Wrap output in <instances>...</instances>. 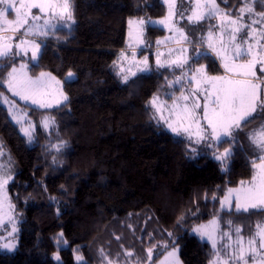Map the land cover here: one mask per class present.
Segmentation results:
<instances>
[{"label":"trees","instance_id":"trees-1","mask_svg":"<svg viewBox=\"0 0 264 264\" xmlns=\"http://www.w3.org/2000/svg\"><path fill=\"white\" fill-rule=\"evenodd\" d=\"M69 1L74 23L51 31L36 61L0 58V92L8 94L9 70L25 60L30 74L47 71L58 78L67 97L46 108L14 98L34 118L32 143L0 103V161L12 168L8 196L19 227L16 248L0 250V264H146L171 247L178 248L183 264H210L214 251L190 232L194 225L216 216L222 228L231 220L245 234L264 216L258 209L220 208L226 189L253 175L257 156L246 133L264 112L254 114L234 144L218 148H232L223 170L210 150L194 147L154 117L150 98L165 94L180 68L152 64L150 72L124 83L118 78L115 61L125 47L127 19L165 15L162 0ZM217 3L235 14L243 0ZM253 7L263 12L264 0ZM164 34L159 26H146L151 48ZM189 51L192 66L203 63L209 74L222 72L212 54L197 62L193 48ZM46 114L54 120L49 129L39 123ZM75 254L83 262L77 263Z\"/></svg>","mask_w":264,"mask_h":264},{"label":"snow or ice","instance_id":"snow-or-ice-1","mask_svg":"<svg viewBox=\"0 0 264 264\" xmlns=\"http://www.w3.org/2000/svg\"><path fill=\"white\" fill-rule=\"evenodd\" d=\"M180 2L183 5L184 0ZM188 2L189 8L178 10L177 0H164V3L168 5V16L158 23L178 32L182 39L189 42L195 50L202 45L203 36L200 42L191 43L189 35L192 33L186 35L182 27H176L172 23L173 18L178 15L184 19L185 12H190L186 19L191 24H198L207 19H218L220 23L213 27L218 28L220 32L221 48L217 50L212 43L211 27L208 31V47L221 57L225 72L229 75L207 76L203 67L193 69L192 64L189 63L190 58L186 56L171 61L172 65L182 70L173 84H180L186 79L189 85H195V87L188 89L187 95L182 92L180 97L174 100L173 107L168 109L169 117L164 122L167 128L177 136L186 135L190 141L197 144L203 143L206 149L212 151L213 158L225 165L232 156V148H225L223 152H218L217 149L224 143L234 144L238 132L255 119L254 114H257L258 109L264 112V78L257 77L254 70L259 64L260 72L264 74V27L259 31L255 28H251L250 31L245 30L249 28V25L244 23L245 13H253L252 5L256 0H243V6L235 14L222 11L217 0H188ZM221 2L226 4L227 0H221ZM0 5H3L0 7V33H4L0 36V57L7 56L12 49V45L8 43L7 33H13L12 38H15L14 34L21 29H24L22 35L25 36L33 31L41 35L46 34L41 26L33 23L41 18L32 12L33 9L59 19H72L69 0H19L18 6L16 0H0ZM13 9L16 14L15 19H8L10 10ZM259 16L261 20H264V12L259 13ZM258 22L253 20L252 24ZM143 23L144 21H140V24ZM48 25L49 22L45 20V27ZM225 35L228 37L227 43L223 41ZM27 45L33 46L32 59H35L40 45L34 41L21 40L16 47L26 53ZM15 54L19 55L18 52ZM161 55L162 53H158L156 62L158 67H165V62L160 60ZM207 55L206 52L198 53L194 59L198 62L201 56ZM241 60L243 62H237ZM143 63L145 67L141 71H149L147 58ZM185 66L187 71H183ZM26 67L25 64H21L19 69L12 67L6 81L8 90L13 97H19L26 103L30 102L41 108L50 107L43 100L44 89L47 86L45 74L41 73L40 77L33 79L24 71ZM71 75L69 73V77ZM124 80L127 81L128 77L125 76ZM64 99L67 100V97L65 96ZM158 99V97L153 98L151 101L153 106H156ZM0 102L8 105L12 119L21 126L20 131L31 143L34 139L35 125L26 119V113L17 111L16 101L9 99L2 92H0ZM157 111L161 109L157 108ZM161 119H164L162 115ZM50 124H54V121L46 119L41 122L44 128H48ZM249 140L261 153L256 160L252 161L254 174L249 182L241 181L240 187L228 189V195L221 201L222 208L227 205L231 209L234 198L235 210L238 212H249L253 209L264 211V123L250 130ZM2 148L3 145L0 143V156L3 155ZM4 167L0 164V191L4 190L8 180L11 179L10 175L4 174ZM223 170L227 171V168L224 167ZM213 199L216 197L213 196ZM226 223L229 231L219 230L217 219L194 229L212 244L214 259L210 261V264H264V221L256 225L255 231L250 230L247 238L240 226L235 225L231 220ZM217 237L220 241L219 247ZM2 247L11 250L15 246L5 243ZM148 254L150 258L151 248L148 249ZM169 256L174 257L175 251L169 253ZM56 259L59 260V257L57 256ZM77 259L81 260L82 257Z\"/></svg>","mask_w":264,"mask_h":264},{"label":"rangeland","instance_id":"rangeland-1","mask_svg":"<svg viewBox=\"0 0 264 264\" xmlns=\"http://www.w3.org/2000/svg\"><path fill=\"white\" fill-rule=\"evenodd\" d=\"M162 2L164 3V0H162ZM16 3L18 6L19 0H16ZM69 4H70V1H69ZM165 6H166V13H165V15H163L161 17H136V16H134V17H129L127 19L125 47L120 50V52L117 56V59L115 61V69H116L118 78H119L121 83L126 82L124 80L125 76H127L129 79V78L134 76L133 73H135V75H136L138 73L150 72L152 70V64H154L155 68H158V69L162 68V67H158L157 62H156L158 53H162V55L160 56V60H161V62H165V67H171V68L176 67L175 65L171 64V61L178 60V59L185 57V56L192 58L190 55V51H189V49L191 47L190 43L184 41L182 39V37L180 36V34L176 31H174L171 27H168V26H165L163 24L158 23L159 21L164 20L168 16V5L165 4ZM242 6H243V4H242ZM242 6H240V7H242ZM0 7H3V5H0ZM189 7H190V5H189L188 0H184L183 5H181L180 0H177V9L178 10H180L181 8H189ZM220 8L222 9V11H225L221 6H220ZM253 9H254V7H253ZM32 12L35 15H39L41 17L39 20L33 21V23L41 26L42 30H44L46 32V34L41 35L39 32L33 31V32H31L25 36V35H22V33L24 32V29H21L20 32H17L14 34L15 38H12L13 33H11V32L7 33V36L9 37L8 43H10L12 45V49L8 55H10L12 57H17V58H24L26 60L30 59L31 61L34 62V61H36V59L39 55L40 48L36 53V58L32 59V52L34 50L32 45H27L28 50L26 53L24 51H22L21 48H17L16 45L19 44L21 40H27V41H34L36 44H39L41 46L40 43L42 41H44L47 37H49V35L51 34V31H53L54 29H56L58 27H62V26L63 27H69V26H71L74 23V18L72 16L71 20H67L66 18L65 19H59L58 17H52L50 15H45V14L39 13V11L37 9H33ZM259 13H261V12L256 11L255 9H254L252 14L245 13L244 23L249 25V28L245 29L246 31H250L251 28H255L259 31L262 27H264V20H261ZM190 14H191L190 12H185V14H184L185 18L184 19H181L180 16L177 15L176 17L173 18L172 23H174L176 27H182L184 29V32L186 35L189 33H192L191 35H189V41L191 43L200 42L201 37L203 36L204 39H203L202 45L200 47H197L195 50H193V56H196L198 53H202V52H208V53L212 54L215 57V59L217 60L222 72L219 74H209L206 72L205 66L203 63L196 64L195 66H192L193 69L203 67L205 74L207 76L229 75L228 73L225 72V69L223 67V60L221 59V57H218L216 55V53L211 48L208 47V31H209V28L211 27L212 31H213L212 43L217 50H220V48H221L220 32H219L218 28L213 27V26L218 25L220 23V21L218 19H214V21H211V19H207L208 20L207 22L200 21L198 24H191L186 19V17ZM15 16H16L15 10L14 9L10 10V13L8 15V19H15ZM45 20H47L49 22V25L47 27H45ZM253 20H256L259 22L253 25L252 24ZM130 21L132 22L131 24H130ZM140 21H144V23L140 24ZM53 25L55 27H52ZM147 25L159 26L165 30V34L162 37H159L155 41V46L152 48L150 47V44L148 43V41L146 40V37H145V30H146ZM258 31H257V37H258ZM2 35H4V33H0V36H2ZM158 41L160 42L159 44L157 43ZM223 41H224V43H227V41H228L227 35H225L223 37ZM142 49H145L148 51L143 53V54H139V51ZM17 52L19 53V55L15 54ZM150 56L153 58L152 63L150 60ZM145 58H147V61H148L147 68L150 69L149 71H141V69H143L145 67V65L143 63ZM237 62H243V61L241 60V61H237ZM189 63H190V59H189ZM21 64L27 65V62L25 60H20L18 62V64L14 65L12 67L19 69ZM254 70L256 71L257 77L264 78V74H262L260 72V65L259 64L256 66V69H254ZM183 71H187V66H185ZM181 72H182V70L179 69L178 75L175 77V79L173 81H171L169 89L166 91L165 94H163V95L162 94H154L149 100V104L153 109V114H154L155 119L161 125H163L167 130H169V129L167 128V125L165 124L164 120L168 119V117H169L168 109L173 107L174 100L177 97H180L182 92L185 95H187L188 94L187 90L195 87V85H189L186 79L184 81H182L180 84H173V82L176 80V78L181 75ZM45 73H47L48 75H51V77H53L52 79H54V81H56V84L54 85L52 82L50 83L47 80V78H45L47 80V87H49V89H57V87H59V85H60L59 91H60V95H62V99H60V101H56V102L58 104L64 102L65 101L64 97L66 96V94L64 93L63 88H61L62 84H61L60 80L58 78H56L53 74H51L47 71H45ZM29 77L33 78V76H29ZM7 79H8V77L6 78V80ZM33 79H36V78H33ZM6 87H7V84H6ZM177 88H179V92L175 94V90ZM7 90H8V87H7ZM51 91H52L51 94H53L55 90L54 91L51 90ZM4 95L9 97V99L14 100V98H15L24 104H28L29 106L41 108V107H38L37 105H32L30 102L26 103L25 101L20 100L19 97H13L12 93L10 91L8 94H4ZM154 97L159 98L156 102V106H153V104L151 103V101L153 100ZM52 98L53 97H49V98L46 97L43 99L50 100ZM44 102L46 103L47 101H44ZM0 103L3 104L7 108V111H8V105H6L2 102H0ZM57 103H55V104L57 105ZM201 103H203L202 100H201ZM157 108H160L161 111H157ZM17 111H22V112L26 113V119L35 125L34 118H33V116H31L29 114L28 108L17 103ZM8 114H9V111H8ZM161 115L164 117V119H161ZM9 116L12 119V116L10 114H9ZM46 119L54 121L50 115L46 114L45 116H43L41 118V120L39 122L40 125H41V122L46 120ZM173 119H174V117H173ZM13 122L15 124H17L14 120H13ZM261 123H264V118L262 120H260L259 122H257L246 133V142L248 144H250V146L256 151V154L253 156L254 158L256 156L260 155L261 153L250 142L249 134H250V130L255 129ZM17 126L20 129L21 126L19 124H17ZM25 126H27V125H25ZM52 126H53V124H50V126L48 128H45V129H49ZM21 133L24 135L23 132H21ZM173 134H175V133H173ZM33 136H34V134H33ZM182 136L187 137L186 135H182ZM25 137H26L27 141L29 142L28 137L27 136H25ZM194 147L199 148V147H204V145H203V143H200V144L196 143V145ZM217 151L223 152L224 149L223 150L217 149ZM210 154L213 157L211 150H210ZM0 164H3L5 166L4 167V174L11 176V179L8 180V183L5 186L4 190L0 191V250L6 251V252H12L17 246L18 229H19L18 218H17V215L14 211V206L11 203L9 196H8V184L10 183V181L12 180L14 175L11 172V170H12L11 165L7 161H0ZM224 167H225V165H222L223 169H224ZM253 174H254V172H253ZM251 178L248 180H243V181L247 183L251 180ZM240 185H241V182H239L237 185L230 186L226 189L225 194L220 199V208L221 209L235 210L234 198H233V207L231 209H229L227 207V205L222 208L221 207V201L224 200V197L228 195V189L229 188L236 189V188L240 187ZM213 219L218 220L219 230H222V231H229L230 230L228 225H226L225 228H222L221 220H220V218H218L216 216L212 217L206 221H203L199 224H196L190 229L191 233L195 234L199 239L207 241L211 245V247H212L211 242L206 237L202 238L201 234L198 232H195L194 229L200 225L209 224V222L212 221ZM261 221H264V216L256 222L255 227H254V231L256 230V225ZM237 226H240L242 228L241 225H237ZM13 229H15V231H13ZM248 234L249 233L244 234L245 238H247ZM217 240H218V247H219V244H220L219 237H217ZM5 243H11L15 247L12 248L11 250L5 249L2 247ZM173 251H175V256L174 257L169 256V253H171ZM213 251H214V249H213ZM57 256L59 257L58 253L53 254L54 260L60 261V257H59V260L56 259ZM74 257H75V260L77 263L83 262V258L81 260L77 259L78 257H81L80 254H75ZM151 257H152V255H151ZM213 259H214V256H213L212 260ZM177 261H178V264H183L182 260L179 257V254H178V248L177 247H171L168 250H166L165 253L157 261H155V262L151 261V262H148L146 264H177ZM103 264H116V263L111 261V260H107Z\"/></svg>","mask_w":264,"mask_h":264},{"label":"crops","instance_id":"crops-1","mask_svg":"<svg viewBox=\"0 0 264 264\" xmlns=\"http://www.w3.org/2000/svg\"><path fill=\"white\" fill-rule=\"evenodd\" d=\"M18 64V63H17ZM12 69V68H11ZM11 69H10V71H11ZM9 71V72H10ZM25 71H26V73H27V75L28 76H33V78H38V77H40L41 76V73H44L45 74V78H47V80L51 83H53L54 85L56 84V81H54V79H52L53 77H51V75H48L47 73H45V71H40V72H38L37 74H35V75H32V74H30V72H29V70H28V64H27V67H26V69H25ZM7 77H8V75H7ZM7 81V80H6ZM7 83L5 82V85H6ZM59 87H60V85H59ZM59 87H57V89H49V87H47L46 86V88L44 89V96H43V98H49V97H53L52 99H50V100H45V99H43L44 101H47L46 103H48L49 105H50V107L51 106H54V105H56L55 103H57L56 101H60V99H62V95H60V91H59ZM7 88V87H6ZM62 88V87H61ZM51 90H55L54 91V93L53 94H51L52 93V91ZM8 91V90H7ZM57 91V92H56ZM8 93H9V91H8ZM51 95V96H50ZM58 104V103H57ZM44 108H46V107H44Z\"/></svg>","mask_w":264,"mask_h":264}]
</instances>
